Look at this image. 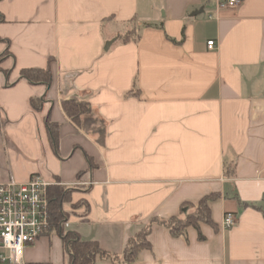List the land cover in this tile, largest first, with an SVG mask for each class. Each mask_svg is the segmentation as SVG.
<instances>
[{
	"label": "crops",
	"instance_id": "0c3cea01",
	"mask_svg": "<svg viewBox=\"0 0 264 264\" xmlns=\"http://www.w3.org/2000/svg\"><path fill=\"white\" fill-rule=\"evenodd\" d=\"M0 17V183L40 175L74 188L65 232L119 255L153 218L217 193L205 239L153 224L152 247L132 264H264V0H0ZM131 23L139 36L122 42ZM48 67L50 86L21 78ZM71 97L106 121L103 144L69 118ZM24 260L70 256L50 228Z\"/></svg>",
	"mask_w": 264,
	"mask_h": 264
},
{
	"label": "trees",
	"instance_id": "16d2710c",
	"mask_svg": "<svg viewBox=\"0 0 264 264\" xmlns=\"http://www.w3.org/2000/svg\"><path fill=\"white\" fill-rule=\"evenodd\" d=\"M1 20L2 18L0 17ZM145 26L150 25L147 24ZM138 36L139 31L137 27H134L123 37L121 36L120 39L122 42H127ZM4 57L5 54H1L0 60H3ZM21 78H25L31 83H43L50 86L53 80V73L50 67L47 69L29 68L21 71ZM31 104L34 108H38L36 100L33 99ZM62 104L69 118L77 126L91 134L99 144L104 143L107 123L89 101L78 97H71L65 99ZM47 125L51 133L53 147L57 152L58 126L50 123L49 120L47 121ZM88 160L92 167L91 159L88 158ZM225 171L226 175L232 177L235 174V165L227 166ZM72 190L74 188L68 189L57 184L52 185L48 193L51 214L50 228L55 229L61 235L65 248L70 256L69 264H95V262L102 259L122 260L127 264H132L139 259L144 250L152 247L149 241V235L153 224L166 226L173 236L186 235L189 227H194L199 231V239L203 240L205 236L201 232V224L215 225L210 203L220 198V194H208L202 197L197 205L185 203L180 216H173L169 219L153 218L147 226L129 239L122 255H119L103 249L97 241L83 240L78 234L72 231L65 232L64 227L68 221V213L64 210L63 204L70 199Z\"/></svg>",
	"mask_w": 264,
	"mask_h": 264
},
{
	"label": "built area",
	"instance_id": "2783aa9c",
	"mask_svg": "<svg viewBox=\"0 0 264 264\" xmlns=\"http://www.w3.org/2000/svg\"><path fill=\"white\" fill-rule=\"evenodd\" d=\"M219 9L233 8L242 0H211ZM217 42L208 41V48L215 49ZM40 175L26 182L13 178L0 183V264H26L25 250L50 229L49 188L57 185ZM237 223L234 213L227 212L223 225L231 228ZM67 225V223H66Z\"/></svg>",
	"mask_w": 264,
	"mask_h": 264
},
{
	"label": "rangeland",
	"instance_id": "374dc122",
	"mask_svg": "<svg viewBox=\"0 0 264 264\" xmlns=\"http://www.w3.org/2000/svg\"><path fill=\"white\" fill-rule=\"evenodd\" d=\"M137 25L135 24V23H131V24H129L128 26H127V28H125V30H127V31H125L123 34H121V36L123 37L127 32H129V31H131L132 30V27L134 28V27H136Z\"/></svg>",
	"mask_w": 264,
	"mask_h": 264
},
{
	"label": "water",
	"instance_id": "95a60500",
	"mask_svg": "<svg viewBox=\"0 0 264 264\" xmlns=\"http://www.w3.org/2000/svg\"><path fill=\"white\" fill-rule=\"evenodd\" d=\"M203 11V9H201V10H199V11H196L195 13H194V15L195 14H198L199 12H202ZM112 43V41H108L107 42V47L106 48H108L109 47V45Z\"/></svg>",
	"mask_w": 264,
	"mask_h": 264
}]
</instances>
